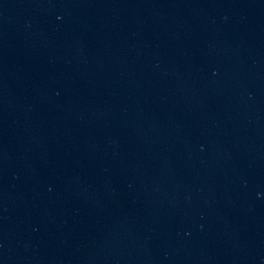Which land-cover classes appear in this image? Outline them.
<instances>
[{
  "label": "water",
  "instance_id": "water-1",
  "mask_svg": "<svg viewBox=\"0 0 264 264\" xmlns=\"http://www.w3.org/2000/svg\"><path fill=\"white\" fill-rule=\"evenodd\" d=\"M0 264H264V0H0Z\"/></svg>",
  "mask_w": 264,
  "mask_h": 264
}]
</instances>
